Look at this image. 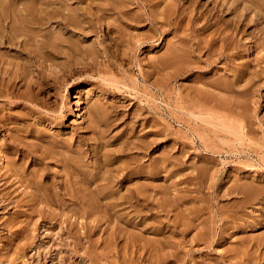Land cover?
Wrapping results in <instances>:
<instances>
[{"label":"rangeland","instance_id":"rangeland-1","mask_svg":"<svg viewBox=\"0 0 264 264\" xmlns=\"http://www.w3.org/2000/svg\"><path fill=\"white\" fill-rule=\"evenodd\" d=\"M119 1L0 0V30L50 42L0 39V264H264V0ZM91 173L154 203L72 202Z\"/></svg>","mask_w":264,"mask_h":264},{"label":"bare ground","instance_id":"bare-ground-1","mask_svg":"<svg viewBox=\"0 0 264 264\" xmlns=\"http://www.w3.org/2000/svg\"><path fill=\"white\" fill-rule=\"evenodd\" d=\"M67 1V0H66ZM112 1V0H111ZM117 1V0H116ZM119 1V0H118ZM127 1V0H126ZM126 1H125V3H126ZM129 1H131V0H128V2ZM147 0H139V2H146ZM172 1H174V0H172ZM182 1V0H181ZM7 2V1H6ZM70 2V1H69ZM120 2V1H119ZM118 2V3H119ZM138 2V0H136L135 1V3H137ZM124 3V4H125ZM131 3V2H130ZM66 4V3H65ZM113 4V3H112ZM124 4H121V6H123ZM134 4V3H133ZM138 4V3H137ZM166 4V3H165ZM181 4H183L182 2H181ZM181 4H180V2L179 1H175V3H174V6H173V4H172V8L170 7V9H172L170 12L172 13V11H174L176 8H175V5H178V6H181ZM115 5H117L116 4V2H115ZM129 5V4H128ZM130 6V5H129ZM133 6V5H132ZM184 6V5H183ZM233 6V5H232ZM145 7V6H144ZM182 7V6H181ZM68 8V7H67ZM73 8V7H72ZM119 8V7H118ZM118 8H116V9H118ZM130 8V7H129ZM178 8V7H177ZM180 8V7H179ZM179 8H178V10H179ZM110 9V8H109ZM165 9H167V12L169 11V9L168 8H165ZM36 10H37V8H36ZM75 10V9H74ZM106 10H108L107 8H106ZM115 10V9H114ZM113 10V11H114ZM119 11L121 10V9H118ZM158 10V9H157ZM177 10V9H176ZM27 11V10H26ZM60 11V10H59ZM66 11V10H65ZM71 11V10H70ZM70 11H69V13H70ZM117 11V10H116ZM145 11V10H144ZM156 11V10H155ZM183 13L185 12V11H187L186 10V7H183ZM205 11V10H204ZM45 12V11H44ZM50 12V11H49ZM73 12V11H72ZM150 12V11H149ZM158 12V11H157ZM160 12V11H159ZM165 12V11H164ZM181 12V11H180ZM121 13H123V12H121ZM155 13V12H154ZM166 13V12H165ZM169 13V12H168ZM27 14V13H26ZM29 14V13H28ZM41 14V13H40ZM51 14V13H50ZM119 14H120V12H119ZM132 14V13H131ZM151 14V13H150ZM204 14V13H203ZM13 15V14H12ZM48 15V14H47ZM47 15H46V20H47ZM77 15V14H76ZM100 15H101V13H100ZM123 15H124V13H123ZM122 15V16H123ZM156 15V14H155ZM160 15V14H159ZM171 15H174V14H171ZM19 16V15H18ZM17 16V17H18ZM26 16V15H25ZM88 16V15H87ZM146 16V15H145ZM24 17V16H23ZM29 17V16H28ZM49 17H50V15H49ZM57 17V16H56ZM55 17V18H56ZM80 17V16H79ZM140 17V16H139ZM150 17V16H149ZM158 17V16H157ZM161 17V16H160ZM19 18V17H18ZM20 18H21V16H20ZM52 18V17H51ZM67 18L69 19V17L67 16ZM117 18V17H116ZM132 18V17H131ZM154 18H155V16H154ZM153 18V19H154ZM10 19V18H9ZM15 19V18H14ZM49 19V18H48ZM54 19V18H53ZM57 19V18H56ZM67 19V20H68ZM75 19V18H74ZM92 19V18H91ZM90 19V20H91ZM135 19V18H134ZM150 19H152L151 17H150ZM157 19V18H156ZM169 19V18H168ZM178 19V18H177ZM201 19V18H200ZM44 20V19H43ZM63 20V19H62ZM137 20V19H136ZM164 20V19H163ZM16 21V20H15ZM15 21H14V23H15ZM41 21V20H40ZM52 21V20H51ZM64 21H65V24H66V20L64 19ZM69 22L70 21H72L71 19L70 20H68ZM84 21V20H83ZM118 20H116V22H117ZM128 21H130V20H128ZM140 21V20H139ZM154 21V20H153ZM167 21V20H166ZM175 21V20H174ZM19 22H20V20H19ZM44 22V21H43ZM49 22V21H48ZM61 22V21H60ZM59 21H58V23H60ZM63 22V21H62ZM98 22V21H97ZM103 22V21H102ZM110 22H112V21H110ZM13 23V24H14ZM17 23V22H16ZM37 23V22H36ZM71 23H73V22H71ZM80 23V22H79ZM81 23H83V22H81ZM87 23V22H86ZM157 23V22H156ZM155 23V24H156ZM31 24V23H30ZM34 24V23H33ZM49 24V23H48ZM57 24V23H56ZM62 24H64V23H62ZM107 24V23H106ZM151 24V23H150ZM220 24V23H219ZM225 24V23H224ZM4 25V24H3ZM67 25V24H66ZM69 25V24H68ZM46 26H47V24H46ZM72 26H73V24H72ZM71 26V27H72ZM159 26V25H158ZM21 27V26H20ZM30 27V26H29ZM48 27V26H47ZM67 27V26H66ZM74 27V26H73ZM105 27H107L106 25H105ZM16 28V27H15ZM79 28V27H78ZM83 28V27H82ZM3 29V28H2ZM42 29V28H41ZM46 29V28H45ZM53 29V28H52ZM54 29H56V28H54ZM69 29H70V26H69ZM74 29V28H73ZM77 29V28H76ZM85 29H86V27H85ZM89 30V29H88ZM5 31H7V30H0V39L1 40H3V38H5V37H7V38H5V40H4V42L7 44V45H9V47H12V49H13V46H15V47H17L18 49L16 50L18 53H20V54H27V55H29V57H32L33 59H35L36 57L40 60V59H42V58H44L45 57V49H46V47H45V49H44V47H43V45L41 46L40 44L42 43V41L44 42L46 39H43L42 38V36H43V34H42V32L44 31V30H8V35L7 34H5L4 32ZM16 31V32H15ZM57 31H58V29H57ZM51 32V31H50ZM68 32H72V33H74V31L73 30H69ZM79 32H81L80 30H79ZM82 32H84V31H82ZM106 32V31H105ZM211 32V31H210ZM216 32H218V31H216ZM28 33V34H27ZM52 33H54V32H52ZM64 33V32H63ZM86 33V32H85ZM104 33V32H103ZM108 33V32H107ZM233 33V32H232ZM60 34V33H59ZM87 35V34H86ZM85 35V36H86ZM104 35V34H103ZM102 35V36H103ZM209 35V34H208ZM20 36L22 37H24L22 40H19L18 38H20ZM50 36V35H49ZM52 36V35H51ZM78 36V35H77ZM80 36V35H79ZM264 36V35H263ZM60 37V36H59ZM49 38V37H48ZM60 38H62V37H60ZM85 38V37H84ZM228 38H229V36H228ZM41 39H43V40H41ZM51 39H53L52 37H51ZM58 39V38H57ZM216 39H218V38H216ZM230 39V38H229ZM228 39V40H229ZM220 40V39H219ZM69 41V40H68ZM210 41V40H209ZM230 41V40H229ZM46 42H49V41H47L46 40ZM58 42V41H57ZM82 42V41H81ZM230 42H232V40L230 41ZM30 43H32V44H35L36 45V50H31V51H29V52H27V47H28V44H30ZM50 43V42H49ZM61 43V42H60ZM228 43V42H227ZM44 44V43H43ZM46 44V43H45ZM57 44V43H56ZM59 44V43H58ZM65 44V43H64ZM101 44V43H100ZM40 45V46H39ZM48 45H50V44H48ZM60 45H62V44H60ZM229 45H230V43H229ZM53 46V45H52ZM52 46H50V48H52ZM55 46V45H54ZM54 46H53V49H48L47 51L49 52V54L50 53H54V49L56 48V46H58L57 48L59 49L60 48V46L59 45H56L55 46V48H54ZM70 46H71V44H70ZM174 46V45H173ZM199 46V45H198ZM231 46V45H230ZM35 47V46H34ZM48 47V46H47ZM75 47V46H74ZM175 47V46H174ZM250 47V46H249ZM248 46H246L245 45V48H244V50H243V52L245 51V54L244 55H246L247 53H250V48H249ZM56 48V49H57ZM66 48H68V47H66ZM199 48V47H198ZM201 48V47H200ZM233 48V47H232ZM255 48V47H254ZM11 49V48H10ZM35 49V48H34ZM42 49H44V51H42ZM61 49H62V47H61ZM94 49V48H93ZM202 49V48H201ZM41 50V52H39ZM64 50H67V49H64ZM188 50V49H187ZM200 50V49H199ZM204 50V49H203ZM212 50V49H211ZM214 50V49H213ZM212 50V51H213ZM173 51V50H172ZM177 51V50H176ZM198 51V50H197ZM196 51V52H197ZM32 52H34V56H32ZM63 52V51H62ZM61 52V53H62ZM93 52V51H92ZM99 52V51H98ZM215 52V51H214ZM65 53V56H66V58H68L69 60H71L70 58H74L75 59V57L73 56V54H74V51H66V52H64ZM82 53V52H81ZM185 53V52H184ZM187 53V52H186ZM199 53V52H198ZM5 54V53H4ZM13 54V53H12ZM48 54V53H47ZM55 54H56V52H55ZM77 54V53H76ZM76 54H74V55H76ZM175 54H178L177 52L175 53ZM200 54V53H199ZM214 54V53H213ZM58 55V54H57ZM59 55H60V53H59ZM182 55V54H181ZM184 55V54H183ZM243 55V56H244ZM5 56V55H4ZM36 56V57H35ZM177 56V55H176ZM214 56H216V55H214ZM213 56V57H214ZM175 57V56H174ZM193 57V56H192ZM225 57V56H224ZM79 58H81V57H79ZM85 58H86V56H85ZM230 58V57H229ZM83 59V58H82ZM90 59V58H89ZM88 59V60H89ZM32 60V59H31ZM76 60V59H75ZM80 60V59H79ZM78 60V61H79ZM170 60V59H169ZM224 60V59H223ZM228 60V59H227ZM16 61V60H15ZM30 61V60H29ZM34 61V60H33ZM77 61V60H76ZM82 61V60H81ZM95 61V60H94ZM172 61V60H171ZM3 62V61H2ZM36 62V61H35ZM39 62V61H38ZM41 62V61H40ZM97 62V61H96ZM169 62V61H168ZM225 62V61H224ZM63 63H64V61H63ZM62 63V64H63ZM86 63V62H85ZM160 63V62H159ZM186 63V62H185ZM228 63V62H227ZM226 63V64H227ZM223 64V63H222ZM230 64V63H229ZM228 64V65H229ZM17 65V64H16ZM40 65V64H39ZM243 65V64H242ZM28 66V65H27ZM65 66V65H64ZM70 67V66H69ZM79 67V66H78ZM246 67V66H245ZM3 68V67H2ZM77 68V67H76ZM185 68V67H184ZM247 68V67H246ZM22 69V68H21ZM74 69H75V67H70L69 69H68V72L69 73H73L74 72ZM2 71H5V70H3V69H1ZM12 70H13V68H12ZM80 70V69H79ZM9 71V70H8ZM8 71H6V72H8ZM21 71V70H20ZM259 71V70H258ZM236 72V71H235ZM248 72V71H247ZM5 73V72H4ZM8 73H10V72H8ZM176 73V72H175ZM10 74H8V76H9ZM28 75V74H27ZM1 78V77H0ZM28 78V77H27ZM10 79H11V77H10ZM1 80V79H0ZM8 81H6L5 83H4V85H1V86H3L2 88H3V90L5 91V92H9V94L12 92V90H11V86H13V82H11L12 81V79L11 80H9V79H7ZM213 80V79H212ZM19 81H21V80H19ZM2 82H4V81H1V84H2ZM26 83V82H25ZM41 84V83H40ZM206 84V83H205ZM29 86V85H28ZM42 86V85H41ZM33 87V86H32ZM2 89H1V92L3 91ZM208 91V90H207ZM221 91V90H220ZM204 92V91H203ZM31 96V95H30ZM76 97V96H75ZM75 97H73V98H75ZM195 98V97H194ZM76 99V98H75ZM28 100H30V98L28 99ZM229 100V99H228ZM10 101V100H9ZM35 103V102H34ZM76 103V102H75ZM75 103H73V104H75ZM29 107V106H28ZM18 114V113H17ZM21 114V113H20ZM13 118V117H12ZM13 121V120H12ZM37 126V125H36ZM21 130V129H20ZM86 131V130H85ZM98 131V130H97ZM99 132V131H98ZM25 137V136H24ZM149 142V141H148ZM21 144V143H20ZM43 144V143H42ZM139 144V143H138ZM144 144V143H143ZM91 145V144H90ZM128 146H130V145H128ZM74 147V146H73ZM97 148V147H96ZM144 148V147H143ZM91 149V148H90ZM89 149V150H90ZM105 149V148H104ZM94 150V149H93ZM79 151V150H78ZM88 151V150H87ZM91 151V150H90ZM36 153V152H35ZM60 153V152H59ZM80 153V152H79ZM50 154V153H49ZM81 154H82V152H81ZM80 154V155H81ZM66 155V154H65ZM69 155V154H68ZM113 155V154H112ZM134 155V154H133ZM140 155V154H139ZM143 155V154H142ZM77 156V155H76ZM137 156V155H136ZM38 157V156H37ZM141 157H144V156H141ZM82 158V157H81ZM174 158V157H173ZM67 159V158H66ZM136 159V158H135ZM140 159V158H139ZM100 160H102V159H100ZM132 160V159H131ZM136 161H137V159H136ZM77 162V161H76ZM134 162V161H133ZM142 162V161H141ZM80 163V162H79ZM78 164V163H77ZM106 164V163H105ZM108 164V163H107ZM125 164V163H124ZM181 164V163H180ZM58 165V164H57ZM82 165V164H81ZM104 165V164H103ZM109 165V164H108ZM107 165V166H108ZM121 165V164H120ZM142 165V164H141ZM114 166V165H113ZM118 166V165H117ZM177 166V165H176ZM175 166V167H176ZM137 167V166H136ZM115 168V167H114ZM117 168V167H116ZM125 168V167H124ZM126 168H127V166H126ZM125 168V169H126ZM140 168V167H139ZM144 168V167H143ZM141 169V170H139L138 172H133V175H136L137 177H140V176H142V175H140V176H138L139 174H144L143 176L145 177V178H148V179H151L153 176H152V173H153V171L155 170V165L154 164H151V165H149L148 167H147V169L146 170H144V169ZM101 169V168H100ZM119 169H121V168H119ZM128 169V168H127ZM122 170V169H121ZM124 170V169H123ZM117 171V170H116ZM141 171V172H140ZM96 172V171H95ZM98 172V171H97ZM101 172V171H100ZM103 172V171H102ZM106 172V171H105ZM120 172V171H119ZM120 176L121 175H116V174H112V173H99V175L97 174V173H91V174H87V175H85L84 176V179L83 180H73V181H71V183H69L70 184V186L68 185V183H66V185H68V186H66V188H64V189H67V192L69 193L70 192V195H71V193L73 194V193H75V194H79V193H83L84 194V196L81 198V197H76L75 198V200L74 201H72V202H78L79 204H81V205H86V206H92L93 207V204H94V206L95 205H97L98 203H97V201H94V200H92L91 199V197L90 198H88V197H85V193L86 192H88V187L90 186V184H92L93 182H95V181H103L104 182V184L105 185H103L104 187L102 188V190L101 189H99V191H98V193L99 194H101L104 198L106 197V199H104V202H102L103 204H105V205H108V206H111V207H116V206H119V205H125V204H128V206H132V207H137L138 208V206L140 205V207H141V204H143L142 202H148V204L147 203H145V204H147V205H150V204H153L154 203V198H155V193H156V187H155V185L153 184L152 186H151V183H150V186L151 187H147L148 188V195H147V198L145 199V200H143V201H141L140 200V198L138 197V191H131V194H132V197L130 198V199H128L129 197H128V195H126V197H128L127 199H125L124 198V200L123 201H121L122 199H123V197H122V195L121 196H119V197H117V198H115V197H113V198H111L112 197V195L113 194H115L117 191L116 190H114L113 189V186H111L112 185V183L114 182H119V179H120ZM190 178V177H189ZM184 180V179H183ZM163 181V180H162ZM66 182V181H65ZM113 183V184H114ZM101 184H103V183H101ZM136 184V183H135ZM94 185V184H93ZM117 185V184H116ZM140 186V185H139ZM98 187V186H97ZM118 187V186H117ZM126 188V187H125ZM136 188V187H135ZM146 188V189H147ZM92 189V188H91ZM118 190V189H117ZM132 190V189H131ZM121 192V191H120ZM250 192V191H249ZM140 193V192H139ZM82 194V195H83ZM131 194H130V196H131ZM142 194V193H141ZM145 194H147V193H145ZM116 195V194H115ZM74 196V195H73ZM77 196V195H76ZM163 196H165L164 195V193H163ZM169 196V195H168ZM163 198V197H162ZM166 198V197H165ZM182 198V197H181ZM186 198V197H185ZM188 198H189V196H188ZM201 198V197H200ZM98 199V198H97ZM135 199V200H134ZM187 199V198H186ZM165 200V199H164ZM183 200H184V197H183ZM101 201V200H100ZM140 201H141V203H140ZM170 201H171V199H170ZM169 201V202H170ZM181 201V200H180ZM161 202V201H160ZM165 202V201H164ZM95 203H97V204H95ZM177 203V202H176ZM194 203V202H193ZM160 204V203H159ZM170 204V203H169ZM173 204V203H172ZM99 205V204H98ZM104 205V206H105ZM241 206V205H240ZM66 207V206H65ZM149 207V206H148ZM151 208V207H150ZM168 208V207H167ZM197 208V207H196ZM202 208V207H201ZM90 209V208H89ZM194 209V208H193ZM198 209H199V207H198ZM152 210V209H151ZM150 210V211H151ZM153 211V210H152ZM194 212V211H193ZM180 214V213H179ZM201 215V214H200ZM186 216V215H185ZM196 216V215H195ZM198 216V215H197ZM156 217V216H155ZM255 218V217H254ZM188 219V218H187ZM190 220V219H189ZM192 221H193V219H191ZM127 222V221H126ZM185 222V221H184ZM251 223V222H250ZM181 224V223H180ZM257 224V223H256ZM251 225V224H250ZM144 226V225H143ZM185 226V225H184ZM255 226V225H254ZM182 227H183V224H182ZM231 227V226H230ZM251 227V226H250ZM225 228H227V227H225ZM180 232H181V234H184L185 233V231H187V228H185L184 230H179ZM225 231V230H224ZM208 232V231H207ZM223 232V231H222ZM203 234V233H202ZM199 235V234H198ZM207 236V235H206ZM201 237V236H200ZM201 239V238H200ZM262 241V240H261ZM137 242V241H136ZM260 243V242H259ZM147 244V243H146ZM154 244V243H153ZM254 244V243H253ZM239 245V244H238ZM242 245V244H241ZM263 245V244H262ZM155 246V245H154ZM259 246H261V244L259 245ZM152 248V247H151ZM231 249V248H230ZM233 249V248H232ZM242 249V248H241ZM153 250V249H152ZM151 250V251H152ZM175 251V250H174ZM240 252V251H239ZM234 253H235V251H234ZM231 254V253H230ZM171 256H173L174 257V255L173 254H164L162 257V259H163V261L164 262H166V260L167 259H169V257H171ZM233 256V255H232ZM240 256V255H239ZM245 256V255H244ZM254 256V255H253ZM178 257V256H177ZM228 258V257H227ZM238 258V257H237ZM246 258V257H245ZM249 258V257H248ZM181 259V258H180ZM244 260V259H243ZM257 261V260H256ZM198 262V261H197ZM214 262V261H213ZM253 262H255V261H253ZM156 263V262H155ZM201 264V263H200ZM254 264V263H253Z\"/></svg>","mask_w":264,"mask_h":264}]
</instances>
